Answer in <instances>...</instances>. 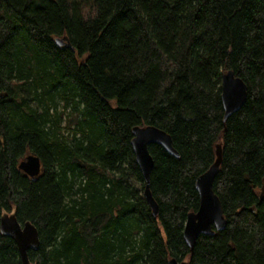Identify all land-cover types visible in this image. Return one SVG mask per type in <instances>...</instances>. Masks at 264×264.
I'll use <instances>...</instances> for the list:
<instances>
[{"label": "trees", "instance_id": "trees-1", "mask_svg": "<svg viewBox=\"0 0 264 264\" xmlns=\"http://www.w3.org/2000/svg\"><path fill=\"white\" fill-rule=\"evenodd\" d=\"M228 70L247 97L223 121ZM147 125L178 152L148 147L157 216L130 145ZM216 144L226 226L190 250ZM12 210L38 229L34 264H264V0H0V217ZM0 264H20L1 233Z\"/></svg>", "mask_w": 264, "mask_h": 264}, {"label": "water", "instance_id": "water-1", "mask_svg": "<svg viewBox=\"0 0 264 264\" xmlns=\"http://www.w3.org/2000/svg\"><path fill=\"white\" fill-rule=\"evenodd\" d=\"M56 44L64 45L66 38H56ZM247 97V86L241 78L235 76L232 70L224 72L221 76V103L223 121L232 113L239 110ZM133 137L130 145L135 161L144 179L143 196L150 207L153 216H157L158 205L150 191V173L153 168V159L149 153L150 144L162 146L169 154L177 157L178 152L172 145L170 135L165 131L151 125L135 126L132 129ZM222 152L219 144L215 146V160L195 180V189L198 193V207L196 211L189 212L183 228V239L190 250L193 249L199 235H212L221 231L226 226V219L218 196L213 191V181L218 172ZM18 167L28 176L34 177L41 170L40 159L32 154H27ZM0 233L10 237L16 244L19 252L20 264H34L30 261L28 252L39 248L40 239L38 229L30 221L19 223L15 210L4 213L0 217ZM167 264H188L186 261H177L170 258Z\"/></svg>", "mask_w": 264, "mask_h": 264}, {"label": "rangeland", "instance_id": "rangeland-1", "mask_svg": "<svg viewBox=\"0 0 264 264\" xmlns=\"http://www.w3.org/2000/svg\"><path fill=\"white\" fill-rule=\"evenodd\" d=\"M60 106H62V105H60ZM66 112H67V110H65ZM60 128H61V133L63 134V135H65V136H69V138H71V136L73 135V134H77V136H79L80 134L79 133H77V132H73L72 131V128H70V129H67L66 127H65V124L62 122L61 124H60ZM143 194V193H142ZM144 197V196H143Z\"/></svg>", "mask_w": 264, "mask_h": 264}, {"label": "bare ground", "instance_id": "bare-ground-1", "mask_svg": "<svg viewBox=\"0 0 264 264\" xmlns=\"http://www.w3.org/2000/svg\"><path fill=\"white\" fill-rule=\"evenodd\" d=\"M182 261H185V260H182ZM187 262V261H186Z\"/></svg>", "mask_w": 264, "mask_h": 264}]
</instances>
